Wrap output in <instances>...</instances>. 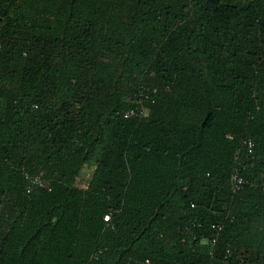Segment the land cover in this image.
<instances>
[{"label": "trees", "instance_id": "obj_1", "mask_svg": "<svg viewBox=\"0 0 264 264\" xmlns=\"http://www.w3.org/2000/svg\"><path fill=\"white\" fill-rule=\"evenodd\" d=\"M0 264H264V0H0Z\"/></svg>", "mask_w": 264, "mask_h": 264}, {"label": "built area", "instance_id": "obj_2", "mask_svg": "<svg viewBox=\"0 0 264 264\" xmlns=\"http://www.w3.org/2000/svg\"><path fill=\"white\" fill-rule=\"evenodd\" d=\"M159 92V89L157 87H148L143 88L138 96L140 98L139 104L134 107H130L123 111V116L125 118H145L148 116V104L153 105L156 102V96ZM246 144L249 146L250 149L254 147V143L252 140L246 141ZM25 180H26V189L28 192H33L36 189H41L46 187V181L40 174H31L28 172L24 173ZM246 180L244 179L241 174L235 170L233 172V175L231 177V184L233 186L234 191L242 190ZM194 206V205H193ZM105 220H109V215L105 217ZM214 228L222 230L223 225L222 224H213Z\"/></svg>", "mask_w": 264, "mask_h": 264}, {"label": "rangeland", "instance_id": "obj_3", "mask_svg": "<svg viewBox=\"0 0 264 264\" xmlns=\"http://www.w3.org/2000/svg\"><path fill=\"white\" fill-rule=\"evenodd\" d=\"M90 175H91V171H90V173H89L87 176L82 175V177H81V182H82L83 184H87V182H88L89 179H90Z\"/></svg>", "mask_w": 264, "mask_h": 264}]
</instances>
